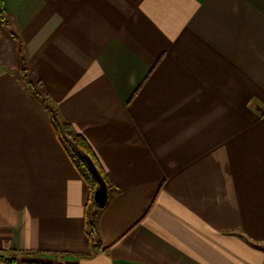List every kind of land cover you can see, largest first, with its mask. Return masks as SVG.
<instances>
[{
	"label": "crops",
	"instance_id": "1",
	"mask_svg": "<svg viewBox=\"0 0 264 264\" xmlns=\"http://www.w3.org/2000/svg\"><path fill=\"white\" fill-rule=\"evenodd\" d=\"M3 5L0 264H264V0ZM50 103L112 187L99 249Z\"/></svg>",
	"mask_w": 264,
	"mask_h": 264
},
{
	"label": "trees",
	"instance_id": "2",
	"mask_svg": "<svg viewBox=\"0 0 264 264\" xmlns=\"http://www.w3.org/2000/svg\"><path fill=\"white\" fill-rule=\"evenodd\" d=\"M0 18L3 22V24L8 28L9 24L7 21V17H6V11L4 9V5H3V0H0ZM25 76L28 78V73L25 72ZM37 96H40V94L35 91ZM44 102H47V98L43 97ZM49 112L52 116V120L54 122V125L59 133L60 136V140L64 143L66 150L68 151L70 157L72 158L76 168L80 171V173L82 174V176L85 178V180L87 181V183L89 184V186L91 187V192L94 194V190L96 188V181L94 179V177L92 176V174L90 173L87 165L85 164V162L77 155L76 150L75 149H79L83 152H85L86 154H88L93 162L95 163V165L97 166L100 174L102 175L103 179L105 180V182L107 183V186L109 188V194L110 191L112 190V187L101 167V164L99 163L98 159L96 158L93 150L91 149L89 143L87 142V140L85 139V137L76 132L73 129V126L67 122L65 119L62 118V116L59 114L57 107H55L54 105L50 104H46ZM110 197V195H109ZM103 209V207H99L95 204L94 200H93V196L91 197V201L88 203L87 207H86V211H85V220H86V233L90 239V242L92 244V247L94 249H99L101 248V240H100V235H99V229H98V224H97V220H98V216L101 212V210ZM57 258L62 257L60 256H56ZM53 261V260H52ZM27 264H57L56 261L50 262V263H43V262H28Z\"/></svg>",
	"mask_w": 264,
	"mask_h": 264
},
{
	"label": "water",
	"instance_id": "3",
	"mask_svg": "<svg viewBox=\"0 0 264 264\" xmlns=\"http://www.w3.org/2000/svg\"><path fill=\"white\" fill-rule=\"evenodd\" d=\"M75 150L77 155L85 162L90 173L92 174V176L94 177L97 183L93 194V200L95 204L99 207H104L107 204L110 195L107 183L103 179L102 175L100 174L92 158L88 154H86L85 152L79 149H75Z\"/></svg>",
	"mask_w": 264,
	"mask_h": 264
}]
</instances>
